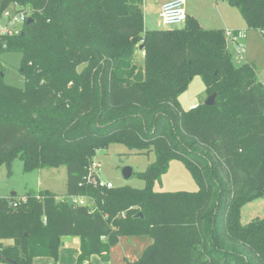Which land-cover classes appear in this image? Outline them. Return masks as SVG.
<instances>
[{
	"label": "trees",
	"instance_id": "obj_1",
	"mask_svg": "<svg viewBox=\"0 0 264 264\" xmlns=\"http://www.w3.org/2000/svg\"><path fill=\"white\" fill-rule=\"evenodd\" d=\"M226 1L264 35V0ZM14 2L33 21L0 44V54L21 53L25 79L24 88L7 85L0 63V165L10 171L16 157L25 171L65 165L67 195L95 206L49 190L0 198V260L57 264L62 238L78 236L75 264H88L122 236L148 235L152 243L124 264H264V217L240 218L264 195V85L253 64H233L224 30L188 15L182 27L147 30L142 0H0V15ZM196 75L215 104L185 110L179 96ZM114 142L154 153L140 173L145 187L88 181V159ZM172 159L196 191L151 189Z\"/></svg>",
	"mask_w": 264,
	"mask_h": 264
},
{
	"label": "rangeland",
	"instance_id": "obj_2",
	"mask_svg": "<svg viewBox=\"0 0 264 264\" xmlns=\"http://www.w3.org/2000/svg\"><path fill=\"white\" fill-rule=\"evenodd\" d=\"M142 1L143 9L146 7V29L174 28L165 27L159 18L157 3L161 0ZM184 10L188 16L196 17L195 19L203 28H227L244 31L246 35L244 40V59H239L236 47L233 44L227 43V50L234 65L253 64L258 79L264 85V35L257 29H248L246 22L236 7L227 3L226 0H187V3H184ZM141 43V41L134 43L136 49L134 63L138 66L143 64L146 55L144 48H139ZM21 58V53L15 50L4 51L0 54V63L5 70L3 81L7 85L18 88L25 87L24 75L20 72ZM205 90L206 85L203 80L197 75L194 76L186 90L179 96L183 109L189 110L197 103L204 101L206 98ZM154 159L155 155L153 152H138L129 149L124 143L114 142L108 144L105 148L98 149L88 159V164L96 162L99 165L97 172L101 181L110 182L113 186H129L141 189L145 187L146 183L140 173ZM127 166L132 168V175L129 178H124L122 170ZM66 179L67 168L65 165L25 171L22 159L16 157L12 161L10 171L5 165H0V198L9 199L12 192H15L16 199H21L30 190L35 192L49 190L59 197L67 196ZM151 189L156 192L196 191L198 185L183 162L178 159H172L169 162L168 169L154 180ZM256 217H264V196L256 197L246 202L241 208L240 218L243 224ZM132 239L133 237H126L128 242ZM72 247L66 246V243L61 245L57 264H75L76 252ZM138 247H140L139 243ZM138 247H135L132 251ZM0 264L13 263L0 260ZM31 264H51V261L47 257L39 256L35 257ZM88 264H102V261L99 256H92Z\"/></svg>",
	"mask_w": 264,
	"mask_h": 264
},
{
	"label": "built area",
	"instance_id": "obj_3",
	"mask_svg": "<svg viewBox=\"0 0 264 264\" xmlns=\"http://www.w3.org/2000/svg\"><path fill=\"white\" fill-rule=\"evenodd\" d=\"M32 10L29 6H21L14 2L9 8L3 10L0 15V44L3 48L6 47L2 43L4 36H12L18 34L21 31L22 26L26 23L27 19L31 17ZM159 18L165 27L181 26L186 20V12L184 10V0H168L163 2L159 7ZM224 34L227 43H231L236 47L237 56L239 59H244V40L245 32L242 30H230L224 29ZM99 165L96 162H92L87 167L88 169V181L98 188H112L114 187L110 182L101 181L97 170ZM96 174V177H92V174ZM61 201H67L75 205H87L90 208L95 206V201L92 197L86 195H67L59 197ZM9 206H17L18 202L9 200Z\"/></svg>",
	"mask_w": 264,
	"mask_h": 264
},
{
	"label": "crops",
	"instance_id": "obj_4",
	"mask_svg": "<svg viewBox=\"0 0 264 264\" xmlns=\"http://www.w3.org/2000/svg\"><path fill=\"white\" fill-rule=\"evenodd\" d=\"M165 1H168V0H161L157 3L158 13H159L160 5ZM185 2L187 3V0H184V3ZM142 9H143V5H142ZM145 11H146V7H144L143 9L144 26H145ZM145 29H146V26H145ZM205 29H223V28H205ZM126 237H133V239L129 240L128 242L126 240ZM134 237H137V238H134ZM63 243H66V246L67 245L73 246L72 248L75 250L76 258H77V255L79 253V246H80L79 237L78 236H65L62 238V244ZM138 243L140 244V247H138ZM151 243H152V238L148 235L122 236L119 238L118 242L115 245L110 247L108 253L102 255L99 258L101 259L102 264H124L126 260H131V261L137 260L138 257H140V255L142 254L145 247ZM135 247H138V248L132 251V249H134Z\"/></svg>",
	"mask_w": 264,
	"mask_h": 264
},
{
	"label": "water",
	"instance_id": "obj_5",
	"mask_svg": "<svg viewBox=\"0 0 264 264\" xmlns=\"http://www.w3.org/2000/svg\"><path fill=\"white\" fill-rule=\"evenodd\" d=\"M32 21H33V18H32V17H29V18L27 19L26 23L28 24V23H30V22H32ZM139 48L141 49V48H142V45H140ZM215 97H216V93H212V94L208 95V96L205 98V100H204V104H205V105H208V106H212V105H214V104H215ZM122 174H123L124 178H129V177L132 175V168L129 167V166L123 168V170H122ZM14 193H15V192H12V194H14ZM263 194H264V192H263ZM263 196H264V195H263ZM137 215H138V216H142V213L139 212ZM10 262L13 263V264H19V263H16V262H14V261H10Z\"/></svg>",
	"mask_w": 264,
	"mask_h": 264
}]
</instances>
